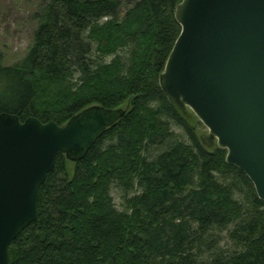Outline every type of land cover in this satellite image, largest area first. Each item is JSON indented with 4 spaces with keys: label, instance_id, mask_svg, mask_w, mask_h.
<instances>
[{
    "label": "trees",
    "instance_id": "1",
    "mask_svg": "<svg viewBox=\"0 0 264 264\" xmlns=\"http://www.w3.org/2000/svg\"><path fill=\"white\" fill-rule=\"evenodd\" d=\"M180 2L39 0L28 52L0 64V113L125 114L81 160L56 157L11 264H264V199L160 86Z\"/></svg>",
    "mask_w": 264,
    "mask_h": 264
},
{
    "label": "water",
    "instance_id": "2",
    "mask_svg": "<svg viewBox=\"0 0 264 264\" xmlns=\"http://www.w3.org/2000/svg\"><path fill=\"white\" fill-rule=\"evenodd\" d=\"M175 9L182 30L160 86L179 110L200 118L206 145L228 149L226 160L264 199V0H181ZM124 114L92 104L60 124L0 113V264H11L12 241L38 219L56 157L81 160Z\"/></svg>",
    "mask_w": 264,
    "mask_h": 264
},
{
    "label": "rangeland",
    "instance_id": "3",
    "mask_svg": "<svg viewBox=\"0 0 264 264\" xmlns=\"http://www.w3.org/2000/svg\"><path fill=\"white\" fill-rule=\"evenodd\" d=\"M132 2L134 0H123V6L128 7ZM38 6L39 0H0V64H13L28 52L37 24L33 13ZM187 110L194 115V124L203 138L209 133L208 127L190 108ZM113 197L121 207L122 192L114 189Z\"/></svg>",
    "mask_w": 264,
    "mask_h": 264
}]
</instances>
